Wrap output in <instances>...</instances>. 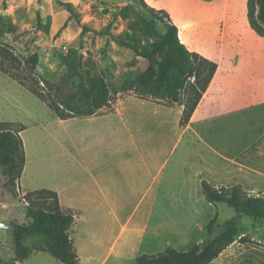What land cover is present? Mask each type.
Here are the masks:
<instances>
[{"label":"rangeland","instance_id":"obj_1","mask_svg":"<svg viewBox=\"0 0 264 264\" xmlns=\"http://www.w3.org/2000/svg\"><path fill=\"white\" fill-rule=\"evenodd\" d=\"M114 1L131 0H0V124L7 125L2 129L14 128L12 124L16 128L28 126L24 137L30 153L35 157L31 169L21 181V189L17 191L21 198L23 192L36 187L38 189L50 179L45 173L48 162L43 156L50 147L60 148L57 138L65 141L67 147H73V138L78 129H88L96 124L97 127L99 124H90L88 119H74L62 125L48 103L14 80L12 75L19 76L26 86H36L43 93L49 91L46 88V82H49L59 87L64 96H68L79 83L81 63L84 73L99 76L113 86H120L126 79H133L144 72L148 61L137 58L132 50L120 45L112 37L130 40L126 38V33L137 16L153 21L161 33L165 32L164 24L148 12L142 0H132L128 4ZM69 2L73 6L74 16L62 5ZM127 6L129 9H126ZM67 21L66 28L61 31ZM135 37L145 42L144 38ZM34 54L39 55L40 61L31 71L25 62ZM187 98L188 94L184 92L182 105L170 106L153 100L139 101L132 94H123L114 99L106 110V114L113 113L115 105L122 100L134 101L129 106L133 114H139V109H143L148 119L133 126H143L145 132L153 134L148 146H158L160 169L159 201L125 204L122 213L123 223L131 220L129 227L139 229L136 238L138 240L141 235V243H129L131 247L125 252L124 260L120 261L115 256L108 264H134L133 261L141 255H154L168 248L190 250L212 239L224 221L236 216L234 209L226 204L208 203L202 190L203 181L214 186L224 185L225 179H221V174L215 168L216 156L211 153L210 147L220 149L231 135L222 128L217 137V123L209 125L212 129L197 127L196 130L201 131L203 136L200 139L192 133L185 134L178 110H184ZM246 114L251 119L258 115L257 111ZM245 125L240 124L233 131L237 146L242 143ZM97 130L100 135V128ZM117 141L107 134L97 139L92 135L85 144L80 145L103 152L113 146H120ZM112 161L117 166L123 164L118 155ZM116 177L122 183V174L117 173ZM6 182L0 169L1 220L8 224L27 223L26 207L29 201L21 199L19 202L6 187ZM251 183L245 189L252 195L264 198V179L258 178ZM133 184L135 188L146 190L151 186V181L137 180ZM216 216V230L210 236L207 227ZM238 226L240 233L237 241L212 264H264V220L243 216L238 220ZM119 229L120 226H117V234ZM132 238L135 239L130 232L123 237L130 242ZM41 239V236H35L26 239L25 243L32 246ZM122 251L123 247L120 246L118 253ZM91 253L94 260L103 255V252ZM14 257L13 230H0V264ZM92 263L95 262L82 261V264ZM24 264L61 263L48 253L40 252L32 254Z\"/></svg>","mask_w":264,"mask_h":264},{"label":"crops","instance_id":"obj_2","mask_svg":"<svg viewBox=\"0 0 264 264\" xmlns=\"http://www.w3.org/2000/svg\"><path fill=\"white\" fill-rule=\"evenodd\" d=\"M143 1L149 8L168 14L189 51L218 66L189 123L184 126V133H192L200 139L203 136L196 128L212 129L209 125L214 123L218 124L217 137L222 130L229 132L232 140L230 138L220 149L210 147L216 156L215 168L221 179H225L224 185L245 187L255 179H264V37L250 25L248 0ZM114 2L128 4L132 0ZM133 102L122 100L111 114H106L108 107H105L92 117L59 119L62 125L74 119H88L90 124L97 122L99 126L78 129L73 147H67L65 141L57 138L60 148L50 147L43 156L48 162L45 173L50 179L38 189L23 192L25 196L39 190L53 191L63 209L77 214L71 232L81 264L84 260L95 262L92 264H108L115 256L124 260L125 252L131 247L129 243L138 244L142 238L141 235L138 240L136 238L137 227H129L131 220L123 223L125 204L159 201V148L148 146L150 138L154 137L152 133L145 132L143 126H133L148 119L143 109H139V114L132 113L129 106ZM251 111H257L258 115L251 119L246 114ZM182 114L183 110L179 109L178 115ZM240 124L247 127L242 143L237 146L233 131ZM97 128H100L101 137L107 134L118 140L120 146L101 152L80 145L92 135L97 139L100 136ZM28 129L26 126V130L20 133L26 164L19 190L35 160L24 137ZM117 155L123 160L121 166L112 161ZM117 173L122 174L124 182L117 180ZM137 180L151 181V186L146 190L135 188L133 183ZM117 226H120L119 234ZM127 232L135 237L132 242L123 239ZM120 246L123 247L121 254L118 253ZM91 251L103 252V255L94 260L93 253L89 254Z\"/></svg>","mask_w":264,"mask_h":264},{"label":"trees","instance_id":"obj_3","mask_svg":"<svg viewBox=\"0 0 264 264\" xmlns=\"http://www.w3.org/2000/svg\"><path fill=\"white\" fill-rule=\"evenodd\" d=\"M148 12L164 24L165 32L161 33L153 21L143 16L129 25L126 33L128 41L117 40L120 45L132 50L137 58L148 61L147 69L133 79H126L120 86H113L105 79L81 72L79 83L74 92L64 96L59 87L46 82L47 93L39 91L35 86H26L19 76L13 74L22 86L48 103L54 115L60 120L88 118L98 115L108 107L119 95L133 94L141 100L164 102L170 106L182 105V97L187 92L188 98L180 120L186 126L204 93L207 91L216 72L217 64L193 53L181 42L178 28L172 23L168 14L149 8ZM74 16L71 3H62ZM129 9V6L126 7ZM248 17L252 29L264 37V0H248ZM67 23L62 27L64 30ZM85 29V27H83ZM135 35L144 38L142 43ZM39 55L34 54L25 64L34 70L39 65ZM0 124V169L6 178V187L18 198L29 201L26 207L27 223H10L13 226L15 257L2 264H18L30 258L34 253H48L61 264H81L72 236V228L76 224L77 214L63 209L58 195L49 190H39L26 194L22 198L17 195L19 181L22 177L26 154L21 132L26 126L1 128ZM203 195L210 204H226L234 209L236 216L224 221L220 231L210 240L195 245L187 251L168 248L154 255H141L136 264H212L221 254L233 245L239 236L238 220L248 216L254 220H264V198L252 195L242 185L214 186L210 182H202ZM218 217L208 225L207 232L213 236ZM41 236L39 242L32 246L26 239ZM243 239V238H242Z\"/></svg>","mask_w":264,"mask_h":264},{"label":"water","instance_id":"obj_4","mask_svg":"<svg viewBox=\"0 0 264 264\" xmlns=\"http://www.w3.org/2000/svg\"><path fill=\"white\" fill-rule=\"evenodd\" d=\"M0 230H13V226L0 219Z\"/></svg>","mask_w":264,"mask_h":264}]
</instances>
